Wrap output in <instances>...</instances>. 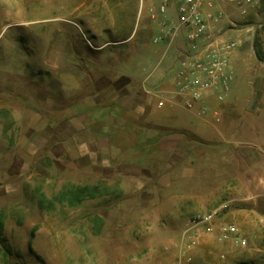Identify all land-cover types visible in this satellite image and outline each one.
Listing matches in <instances>:
<instances>
[{"label":"rangeland","instance_id":"rangeland-1","mask_svg":"<svg viewBox=\"0 0 264 264\" xmlns=\"http://www.w3.org/2000/svg\"><path fill=\"white\" fill-rule=\"evenodd\" d=\"M214 1L219 19L211 34L236 43L225 101L233 102L234 114L249 113L247 132L239 136L236 129L227 144L264 147V136L254 133L261 60L253 41L257 24L264 21V0L247 12L229 0ZM158 3L0 0V264H264V246L252 251L249 241L238 246L243 258L236 260L223 253L225 247L219 253L203 251L201 237L190 246L191 217L176 210L167 190L154 187L156 178L146 172L113 175L115 147H96L105 130H79L85 109L116 92L112 83L122 86L129 78L138 83L143 72L167 64L171 52L166 54L162 45L188 44L183 31L172 37L152 17ZM159 35L163 40L156 41ZM257 37L262 47L264 24ZM182 49L173 54L172 64L183 56ZM100 85L108 86L103 92ZM224 120L222 113L216 124ZM143 123L120 121L126 131L112 135L120 139V168L131 162L132 131L154 126ZM94 134L97 141L82 147L93 142ZM190 137L193 143L196 137ZM68 184H99L104 193L72 207L57 198ZM40 192L55 200L53 208L39 205ZM258 208L264 215V198Z\"/></svg>","mask_w":264,"mask_h":264},{"label":"crops","instance_id":"crops-1","mask_svg":"<svg viewBox=\"0 0 264 264\" xmlns=\"http://www.w3.org/2000/svg\"><path fill=\"white\" fill-rule=\"evenodd\" d=\"M162 46L166 54L171 52L167 64L149 73L143 72L137 79L138 83L129 78L124 85L119 86L111 80L116 92L96 104L101 107L85 109L78 117L82 122L79 130L89 134L102 127L106 138L99 139L96 147H115L112 149V174L126 172L136 177L146 172L152 179L156 178L154 187L167 190L165 195L170 203L176 206V210H184L185 215L192 217L220 205H227L218 221L236 223L247 237L250 250H259L260 246H264V215L258 208L260 199L264 198V147L227 144L234 141L232 137L236 135V129L239 136L247 132L248 123L244 117L249 113L240 111L234 114L233 102L225 101L227 97L219 100L214 94L209 95L207 100L213 108L220 109L225 115L223 125H217L211 113L198 116L188 110L182 96L177 93L175 75L178 62H170L173 54L180 51L182 46L185 52L188 44L183 42L173 47ZM261 50L264 54L263 40ZM260 60V70L256 77V95L260 96L256 97L258 111L254 114L256 137L264 136V58ZM93 82L97 83V80ZM107 86L100 85V88L104 92ZM162 98L174 100L175 103L173 106L167 103L159 109L156 106ZM188 118L194 124H189ZM129 119L142 120L154 126L145 130L137 126L132 131L133 144L128 151L131 162H124L120 168V139L112 135L126 131L119 123ZM232 119L237 120L236 127L231 125ZM109 121H114L112 126ZM94 122L95 125L92 124ZM156 134L158 136L152 140L151 136ZM190 136L196 137L193 143ZM96 141L94 134L92 143H80L82 147H90ZM199 242L201 249L207 253H219L225 247L223 253H227L229 258H243L239 245L231 241L219 244L222 241L214 233L203 234Z\"/></svg>","mask_w":264,"mask_h":264},{"label":"built area","instance_id":"built-area-1","mask_svg":"<svg viewBox=\"0 0 264 264\" xmlns=\"http://www.w3.org/2000/svg\"><path fill=\"white\" fill-rule=\"evenodd\" d=\"M242 8L243 12L251 6L260 4L261 0H229ZM153 18L172 35L183 31L186 35L188 49L178 59L176 70L177 93L182 96L185 107L198 116L211 113L219 122L222 119L220 109L213 108L208 102L209 95H216L224 100L233 77L230 54L234 41L211 34L212 24L219 19L214 0H159L152 8ZM173 37V36H172ZM156 41L163 40L159 35ZM174 105V100L162 98L158 105ZM227 205H220L210 211L192 216L187 224L189 245H195L203 234H215L219 241H231L239 246L248 243L242 229L232 222H219L218 218ZM171 264H178L173 262Z\"/></svg>","mask_w":264,"mask_h":264},{"label":"trees","instance_id":"trees-1","mask_svg":"<svg viewBox=\"0 0 264 264\" xmlns=\"http://www.w3.org/2000/svg\"><path fill=\"white\" fill-rule=\"evenodd\" d=\"M255 53L258 58L260 59L264 58V54L262 53L261 47L259 46L258 37L256 38ZM157 136L158 134L151 136V139L154 140L156 139ZM103 193H104L103 188L99 184H68V185H64V187L59 191L57 198L60 199L62 202L68 203L69 206L75 207L83 203L85 200L97 198ZM38 203L42 208L50 209L53 208V206H55V200L46 197L41 192L40 195L38 196ZM3 226H4L3 218L0 217L1 240L4 239L2 235Z\"/></svg>","mask_w":264,"mask_h":264},{"label":"water","instance_id":"water-1","mask_svg":"<svg viewBox=\"0 0 264 264\" xmlns=\"http://www.w3.org/2000/svg\"><path fill=\"white\" fill-rule=\"evenodd\" d=\"M262 24H264V21L261 22V23H258V24H257V28H256V30H255V33H254V39H253V41H254V47H255V41H256V38H257V30H258V27H259L260 25H262Z\"/></svg>","mask_w":264,"mask_h":264}]
</instances>
